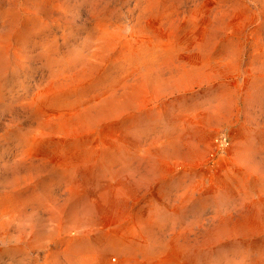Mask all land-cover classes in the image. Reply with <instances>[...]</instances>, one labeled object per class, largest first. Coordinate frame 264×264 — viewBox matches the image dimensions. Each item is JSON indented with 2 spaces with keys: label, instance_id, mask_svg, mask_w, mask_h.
<instances>
[{
  "label": "rangeland",
  "instance_id": "rangeland-1",
  "mask_svg": "<svg viewBox=\"0 0 264 264\" xmlns=\"http://www.w3.org/2000/svg\"><path fill=\"white\" fill-rule=\"evenodd\" d=\"M51 1L62 12L39 15L44 23L28 40L37 44L0 61V205L10 206L3 219L12 220L0 230V264H49L44 257L68 240L84 245L122 226L141 235L142 252L161 249L169 264H264V229L238 228L264 205V83L250 69L264 60L260 4L158 0L166 15L156 19L141 14L149 0ZM238 1L246 10L228 12L216 30L219 12ZM103 23L116 34L108 59L80 85L52 90V65L66 64L67 75L79 68ZM211 31L206 72L214 77L147 92L138 105L94 114L82 128L45 125L97 100H123L142 59L157 63L170 52L165 70L201 67ZM60 222L77 228L57 245L44 242Z\"/></svg>",
  "mask_w": 264,
  "mask_h": 264
},
{
  "label": "bare ground",
  "instance_id": "bare-ground-1",
  "mask_svg": "<svg viewBox=\"0 0 264 264\" xmlns=\"http://www.w3.org/2000/svg\"><path fill=\"white\" fill-rule=\"evenodd\" d=\"M254 1L260 4L262 7L261 12H264V0ZM236 3L237 5L231 4L226 6V9H222L218 16H216V30L223 28V26L226 27L228 12L232 11L233 9L246 10V6L243 3L240 1ZM61 7V5L54 3L51 0H0V61H4L5 58L7 59L10 52H12L14 58H18L19 54L23 52L22 49H24L26 45H36L37 43L35 40H28L33 39V33H35L33 31V26L44 23L41 19H39V15L44 14L45 16L49 17L54 11L62 12ZM141 14L142 16H145V18L155 17L156 19H160V17L162 18L166 15V13L162 11L161 4L158 2V0H149L147 6L141 11ZM245 16L247 19L255 20V16L257 15L256 12H246ZM139 29L140 31H145L143 27H139ZM114 31L115 30H111V28L106 23H103L101 27L95 30L90 36V39L93 40L94 44L96 45V50L93 52L92 57L86 59L84 58L83 61L81 60L82 62H80L81 64L79 68L70 72L69 75L65 74L64 71L67 67L66 64L56 62L55 65H52L55 67V70L49 80L51 89L59 93L61 92L60 88L65 86L68 87L69 85L75 86V84L80 85V83L85 82L86 78L91 76L96 71L100 63L105 62L106 59H108L106 57L111 52V47H113V42L116 38V34L113 33ZM214 37V33L211 31L207 39H205L200 45V53L203 58L201 67L187 68L184 65H175L172 67L170 66L169 70H165L163 66L166 64L164 63L170 62L172 60V58H170L172 55L170 52L163 53V61L160 60L157 63H150L147 60L141 58L142 60L138 63L139 65H134V69H137L138 71V79L135 84L129 87L123 100H97L94 101V104L91 107L78 108L77 110L71 111V114L66 120H60V117L56 119L50 118V120H47L46 118L44 122L45 125L51 126L53 128H69L72 126L82 128V126H85L87 123L91 122L94 114H97L95 116L97 118L109 113L111 109L116 110L122 107L138 105L143 94L147 92L155 94L161 92V90L164 89L180 87L191 80L210 78L212 75V77H214V75L217 74L206 72V69L209 68L212 62L210 60V55L212 53H208V51L214 44L212 43ZM223 52L226 55H231L232 53L228 47H226ZM255 68L259 73L256 81L264 83V60L259 61L258 66H254V64L251 63V71H253ZM250 69L248 70L249 72ZM165 72L168 75L167 77H164ZM68 90L70 89L68 88ZM58 93L55 95L57 99L59 98ZM44 102L45 104H54L52 106L57 105V103H53L54 101L50 102L49 98H45ZM37 107L38 105L36 108ZM93 109H97L98 111ZM9 210H11L9 205H0V230H3L8 225V222L12 221L11 218L7 220L3 219V215H7ZM251 215L253 216L252 219L254 221L245 217L241 220L242 222L239 224L238 228L252 229L253 232L264 229V205L258 208L254 205L253 209H251ZM246 220L250 221L247 223ZM249 223H251V225H249ZM62 224L63 223L60 222V224L56 225L54 229H51V232L44 238V242H52L57 245L62 233H65V231H72L77 228L75 227V224ZM119 229L120 232H116L115 234L113 233L114 235L111 234L113 230L111 233L109 231L99 232L98 235L95 237L93 236L94 238L92 237L91 240H88L84 245L80 237L74 238L73 240H68L67 245L64 244L63 247L59 248L55 252L49 253L44 257V260L46 261L48 259L47 262L49 264H56L59 262V260L61 264H111L108 261V256L110 254H116L119 256V262L117 264H169L171 262H164L159 258L161 255L160 253L162 252L161 249H158L155 252H150L147 250L142 252L140 246L141 243L139 242L141 235L132 228H125V226H122ZM165 246L168 247L166 244ZM170 247H172V244ZM171 252H174V250ZM139 257H141V260H139Z\"/></svg>",
  "mask_w": 264,
  "mask_h": 264
}]
</instances>
